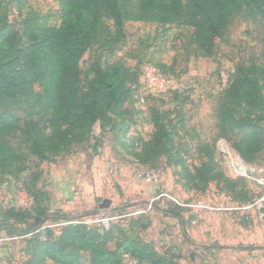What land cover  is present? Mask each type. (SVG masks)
Returning <instances> with one entry per match:
<instances>
[{"label": "trees", "instance_id": "1", "mask_svg": "<svg viewBox=\"0 0 264 264\" xmlns=\"http://www.w3.org/2000/svg\"><path fill=\"white\" fill-rule=\"evenodd\" d=\"M28 1L10 0L19 9L25 39L20 45L19 31L10 24L8 8L0 0V177L19 179L28 156L42 162L69 152L94 138L97 124H112L113 117L127 122L124 109L135 91L136 69L122 61L103 64L99 58L82 69V59L92 45L114 53L126 38V22L190 27L188 43L195 48V56L204 57L215 54L217 39L225 38L236 19L258 21L264 29V0H58L60 23L56 25L46 24L27 6ZM138 82L139 88L140 78ZM149 96L159 94L149 92ZM219 97L216 140L230 142L247 164L258 163L264 151V67L255 58L250 64L237 63ZM153 118L155 131L138 155L142 162L158 158L165 149L170 152L174 144L163 114L156 111ZM198 143L207 160L193 169L184 166L190 191L204 193L216 182V188L234 200H247V179L226 175L214 146ZM33 200V208L26 210L32 222L19 232L31 233L29 242H34L27 264H84L83 251L90 255L89 264H183L181 255L161 253L137 235L122 232L118 236L112 226L70 221L58 212L56 218L68 222L58 230H42L44 219L51 215L42 206V198L35 195ZM182 206L165 212L185 226Z\"/></svg>", "mask_w": 264, "mask_h": 264}, {"label": "rangeland", "instance_id": "2", "mask_svg": "<svg viewBox=\"0 0 264 264\" xmlns=\"http://www.w3.org/2000/svg\"><path fill=\"white\" fill-rule=\"evenodd\" d=\"M2 6L8 8L9 22L19 31L21 45L25 39L19 9L10 0H3ZM27 6L38 12L46 24L60 23L58 0H29ZM125 32V40L112 55L108 48L92 45L82 59V69L85 71L96 58L103 64L122 61L136 69L135 91L124 109L127 122L123 123V117H113L115 123L105 127L97 124L94 138L75 145L69 152L52 155L49 160L41 162L28 156L19 179L1 175L0 264H27L34 242H29L31 233L20 235L19 232L32 222L26 210L33 208L35 195L42 198V206L51 215L44 219L42 230L45 227L58 230L63 222H68L57 219L58 212L68 215L70 221L101 228L112 226L118 236L122 232L137 235L161 253L181 255L183 264H205L206 261L218 264L219 256L225 259L227 252H203L185 245L179 233L180 221L165 212L181 207L171 196L180 203L202 198L191 195L184 174V166L193 169L207 160L199 150V140L214 146L216 160L226 175L247 179L244 188L247 200L243 205L264 193V151L260 161L249 164L245 174L239 169V164L245 161L231 143L216 140L219 94L228 84L229 74L236 70L237 63L250 64L253 58L264 67L262 25L258 21L236 19L225 38L217 39L212 57L194 55L195 48L188 43L192 28L187 26L131 20L126 22ZM160 65L167 67L161 70ZM154 68L164 71L166 77ZM142 88L163 93L159 97H146L148 92ZM156 111L163 114L164 124L173 132L174 144L170 152L165 149L158 158L142 162L138 155L155 131ZM96 140L97 154H94ZM14 142L18 141L14 139ZM148 170L159 172L158 184L150 183L146 176ZM37 174L40 176L35 182ZM210 186L216 188V182ZM104 199L111 203L101 208ZM143 199L153 203L141 202ZM219 200L226 202L229 198ZM249 219L244 222L264 229V219L258 216ZM211 220H215L213 216ZM81 261L89 264L87 251L82 252Z\"/></svg>", "mask_w": 264, "mask_h": 264}, {"label": "crops", "instance_id": "3", "mask_svg": "<svg viewBox=\"0 0 264 264\" xmlns=\"http://www.w3.org/2000/svg\"><path fill=\"white\" fill-rule=\"evenodd\" d=\"M190 192L192 196L202 198L185 203L183 216L186 224H178L185 245L203 252H227L225 259L219 256L218 264H264V229L244 222L255 216L264 219L260 209H249L251 212L245 214L249 204L243 205L212 186L204 193ZM210 198L218 201L212 202ZM219 198L229 200L224 202ZM171 199L177 200L172 196ZM144 201L147 200H141ZM211 216L215 220H211ZM205 264H208L207 261Z\"/></svg>", "mask_w": 264, "mask_h": 264}, {"label": "built area", "instance_id": "4", "mask_svg": "<svg viewBox=\"0 0 264 264\" xmlns=\"http://www.w3.org/2000/svg\"><path fill=\"white\" fill-rule=\"evenodd\" d=\"M155 69V68H154ZM157 70V69H155ZM162 76L166 77L165 75H163L159 70H157ZM226 86V85H225ZM142 90L144 92H152L155 94H160L163 93V91H159V90H154V88H142ZM144 100V99H143ZM250 168L249 164L245 163V162H241L239 164V169L246 174V172L248 171V169ZM146 176L148 178V180L152 183L158 184L160 182V174L159 172L155 171V170H148L146 171ZM162 195H166L169 196L168 194L164 193ZM178 202V200H176ZM180 203V202H178ZM183 206H187V204L185 203H180ZM264 206V193L261 197L257 198L254 202L250 203L248 206H246V208L248 209H260ZM106 223V220H105Z\"/></svg>", "mask_w": 264, "mask_h": 264}, {"label": "water", "instance_id": "5", "mask_svg": "<svg viewBox=\"0 0 264 264\" xmlns=\"http://www.w3.org/2000/svg\"><path fill=\"white\" fill-rule=\"evenodd\" d=\"M110 200L109 199H104L103 202L100 204V207L101 208H106L110 205ZM144 203L146 204H149V203H153V202H150V201H144ZM261 212L264 213V206L262 208H260Z\"/></svg>", "mask_w": 264, "mask_h": 264}]
</instances>
